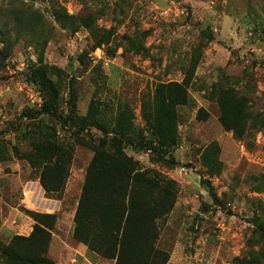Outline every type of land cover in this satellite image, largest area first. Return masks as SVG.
<instances>
[{"label":"rangeland","instance_id":"rangeland-1","mask_svg":"<svg viewBox=\"0 0 264 264\" xmlns=\"http://www.w3.org/2000/svg\"><path fill=\"white\" fill-rule=\"evenodd\" d=\"M55 6L91 18L92 29L63 30ZM40 66L59 85L62 119L41 113ZM170 82H185L189 94L172 149L152 134L156 92ZM228 91L240 110L248 102L239 133L222 122L232 120L221 104ZM92 103L107 133L70 120ZM123 110L132 128L117 133ZM113 137L146 176L171 182L173 207L158 221L156 244L167 264H264V192L254 189L264 174V0H0V264L3 246L31 234L29 211L57 216L47 254L56 264H115L72 237L88 166ZM212 144L222 163L213 177L203 158ZM35 150L66 165L61 193L46 195ZM163 188L148 198L160 201Z\"/></svg>","mask_w":264,"mask_h":264},{"label":"trees","instance_id":"trees-1","mask_svg":"<svg viewBox=\"0 0 264 264\" xmlns=\"http://www.w3.org/2000/svg\"><path fill=\"white\" fill-rule=\"evenodd\" d=\"M53 15L63 30L68 29L73 34L81 27L92 29L91 18L78 20L63 7L55 6ZM16 19L22 22L20 16ZM48 73L47 66H40L36 72L37 81L46 95L41 113L62 119L55 105L59 98V85L49 78ZM73 96L74 92H71L70 97ZM225 99L221 102L222 110L232 120L223 119L222 122L227 130L239 133L237 127L245 123L248 102L242 99L244 107L240 110L230 103V99H234L232 92H226ZM188 102L185 82H170L159 86L152 117V134L158 145L170 149L177 145V108ZM201 113L203 110L199 112V117ZM70 120L80 129L93 127L108 132L95 103H92L86 116L70 117ZM131 128L127 111H121L114 132L125 133ZM108 143L116 149L112 154L105 150ZM217 155L216 144H212L203 155L207 173L211 177L222 172V163ZM31 162L33 167H42L40 184L46 195L63 191L68 174L64 163L58 158L47 160L44 150H35ZM257 183L255 191L264 192V174L258 178ZM161 184L164 186L163 197L158 202H152L148 195L153 187L161 188ZM170 184V181L155 180L141 172L138 163L123 153L118 138L113 137L109 141L102 139L87 169L74 215L73 239L115 264H167L169 254L157 249L156 244L160 235L158 221L166 217L173 207ZM204 185L213 200L221 204L212 183L205 180ZM27 213L35 221L33 230L27 237H13L8 245L2 247L4 264H56L47 254L57 216L30 211Z\"/></svg>","mask_w":264,"mask_h":264},{"label":"crops","instance_id":"crops-1","mask_svg":"<svg viewBox=\"0 0 264 264\" xmlns=\"http://www.w3.org/2000/svg\"><path fill=\"white\" fill-rule=\"evenodd\" d=\"M75 212H76V210H75ZM75 212H74V215H75ZM73 215V216H74ZM73 220H74V218H73ZM74 230V229H73ZM30 235V234H29ZM72 237H73V232H72ZM76 241V240H75ZM78 242V241H77ZM81 244V243H80ZM82 246H84L83 244H81ZM85 247V246H84Z\"/></svg>","mask_w":264,"mask_h":264},{"label":"built area","instance_id":"built-area-1","mask_svg":"<svg viewBox=\"0 0 264 264\" xmlns=\"http://www.w3.org/2000/svg\"><path fill=\"white\" fill-rule=\"evenodd\" d=\"M23 196L26 197L27 196V192H23Z\"/></svg>","mask_w":264,"mask_h":264}]
</instances>
